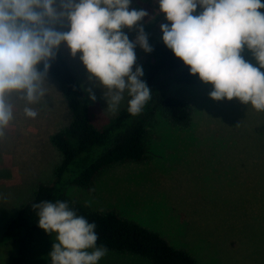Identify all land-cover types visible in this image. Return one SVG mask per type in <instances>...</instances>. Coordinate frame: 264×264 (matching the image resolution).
<instances>
[{
	"label": "rangeland",
	"instance_id": "obj_1",
	"mask_svg": "<svg viewBox=\"0 0 264 264\" xmlns=\"http://www.w3.org/2000/svg\"><path fill=\"white\" fill-rule=\"evenodd\" d=\"M131 8L148 13L139 25L149 46L163 43L160 27L168 22L159 11V0H131ZM56 30L67 31V22L57 24ZM123 31L135 40V26ZM60 48L85 94L92 123L101 128L124 107L127 93L118 110L109 111L103 89L89 79L80 54L72 56L64 44ZM135 54L133 71L147 55L139 46ZM43 87L44 97L30 105L38 113L34 119L25 117L24 101L11 98L14 119L0 139V238L36 187L54 182L61 162L49 136L68 122L69 112L50 78L45 77ZM211 90L200 80L172 85L169 94L189 106L188 125H171L157 114L149 126L144 163L106 171L91 192L70 187L66 194L94 211H115L158 233L197 264H264V113L236 99L214 101ZM54 242V234L40 238L28 264H51ZM5 253L0 248V258ZM98 264L148 263L107 252Z\"/></svg>",
	"mask_w": 264,
	"mask_h": 264
},
{
	"label": "clouds",
	"instance_id": "obj_2",
	"mask_svg": "<svg viewBox=\"0 0 264 264\" xmlns=\"http://www.w3.org/2000/svg\"><path fill=\"white\" fill-rule=\"evenodd\" d=\"M131 0H0V139L14 119L13 95L25 102L27 118L38 113L30 105L45 95L50 61L64 44L103 89L107 109L116 112L127 93V111L138 115L151 90L133 66L137 46L152 48L139 22L148 13L131 8ZM197 8L200 11L197 13ZM264 0H159L162 42L204 83L214 101L236 99L264 111ZM197 13V14H194ZM67 22V31L56 25ZM139 25V26H138ZM136 27L135 40L123 29ZM251 59H246L244 53ZM254 61V63H253ZM43 64V71L38 65ZM89 92V99L96 97ZM38 227L55 235L51 264H98L107 254L97 246L95 223L65 201L32 205Z\"/></svg>",
	"mask_w": 264,
	"mask_h": 264
},
{
	"label": "trees",
	"instance_id": "obj_3",
	"mask_svg": "<svg viewBox=\"0 0 264 264\" xmlns=\"http://www.w3.org/2000/svg\"><path fill=\"white\" fill-rule=\"evenodd\" d=\"M151 48L139 66L143 70L141 79L152 92L151 99L133 116L127 111L128 97L124 107L97 128L91 121L85 94L59 46L55 58L49 62L46 77L57 85L69 112L68 122L49 136L50 144L61 155V162L54 170V182L39 184L32 198L21 205L6 224L0 248L8 253L2 254L0 264H28L38 240L48 235L38 227V217L32 208L41 201H65L78 215L95 223L97 246H104L107 252L136 256L148 264H197L187 251L174 248L158 233L115 211H94L66 194L70 187L91 192L94 183L106 171L144 163L148 159L149 126L157 114L171 125H188V104L171 96L169 89L174 84L192 85L199 79L190 75L188 67L163 43ZM244 55L251 59L248 53ZM38 70L43 71V64L38 65Z\"/></svg>",
	"mask_w": 264,
	"mask_h": 264
}]
</instances>
